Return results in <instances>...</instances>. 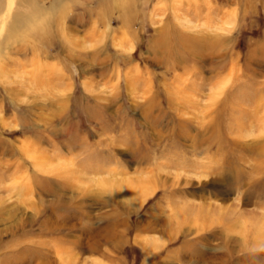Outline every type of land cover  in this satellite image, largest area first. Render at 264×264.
<instances>
[{
    "label": "rangeland",
    "instance_id": "obj_1",
    "mask_svg": "<svg viewBox=\"0 0 264 264\" xmlns=\"http://www.w3.org/2000/svg\"><path fill=\"white\" fill-rule=\"evenodd\" d=\"M260 249L264 0H0V264Z\"/></svg>",
    "mask_w": 264,
    "mask_h": 264
},
{
    "label": "bare ground",
    "instance_id": "obj_2",
    "mask_svg": "<svg viewBox=\"0 0 264 264\" xmlns=\"http://www.w3.org/2000/svg\"><path fill=\"white\" fill-rule=\"evenodd\" d=\"M145 189H147V188H145ZM121 214V213H120ZM118 215V214H117ZM122 215V214H121ZM183 217H185V213L183 214V216H182V219L181 220H179V227H181V228H183V225L187 222V220H186V218H183ZM118 218V217H117ZM123 218V217H122ZM178 220V219H177ZM177 224V223H176ZM140 227H139V229H143V230H146V229H149L150 228V226L148 225V226H143V225H139ZM125 227V226H124ZM115 234V233H114Z\"/></svg>",
    "mask_w": 264,
    "mask_h": 264
},
{
    "label": "clouds",
    "instance_id": "obj_3",
    "mask_svg": "<svg viewBox=\"0 0 264 264\" xmlns=\"http://www.w3.org/2000/svg\"><path fill=\"white\" fill-rule=\"evenodd\" d=\"M260 251H264V249H260Z\"/></svg>",
    "mask_w": 264,
    "mask_h": 264
}]
</instances>
